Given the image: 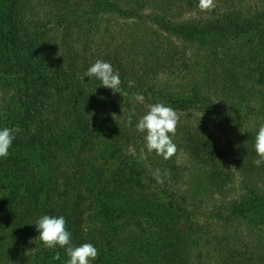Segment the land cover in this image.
<instances>
[{
    "label": "trees",
    "instance_id": "trees-1",
    "mask_svg": "<svg viewBox=\"0 0 264 264\" xmlns=\"http://www.w3.org/2000/svg\"><path fill=\"white\" fill-rule=\"evenodd\" d=\"M195 1L60 0L55 12L39 16L34 8L26 13L27 0H0V95L9 97L0 107V126L16 130L11 155L0 159V184L9 179L7 187L24 189L39 203L41 193L58 190L22 153L77 147L87 175L60 190L48 214L66 217L75 245L91 242L101 251L107 244L109 257L103 253L94 264H200L207 256L215 264H264V166L253 163L255 133L264 124V62L258 57L264 2L246 7V0H218L206 15H174L183 10L178 3L191 7ZM111 18L120 27L104 26ZM97 59L119 73L122 93L82 79ZM157 102L175 109L174 143L223 195L220 212L250 223V238L224 231L228 219L220 231L191 237L138 214L143 206L134 198L149 195V182L158 193L178 194L160 188L149 167L163 165L174 177V159L149 153L135 126ZM79 186L83 191L74 192ZM112 193L126 201L104 199ZM39 216L33 208L0 222L9 264H65V250L45 248L29 224Z\"/></svg>",
    "mask_w": 264,
    "mask_h": 264
},
{
    "label": "rangeland",
    "instance_id": "rangeland-1",
    "mask_svg": "<svg viewBox=\"0 0 264 264\" xmlns=\"http://www.w3.org/2000/svg\"><path fill=\"white\" fill-rule=\"evenodd\" d=\"M57 2H60V0H27L26 13H32L34 8L37 10V14L39 16L52 14L55 12L54 10L55 5L58 4ZM262 2L264 1L246 0L243 2V5L246 7L250 5L259 6V4L262 5ZM217 3L218 0H214V4L216 5ZM194 4L195 5L188 7L183 3H178L180 7L183 5V10H177L174 12V15L178 16V18H181V20L206 15L205 13H207L208 10L202 11L199 8V0L197 3L195 1ZM262 8H264V6H262ZM115 22L116 19H105L104 26L114 25V27H120L119 25L115 24ZM258 42V57L261 62H264V30L261 31ZM4 83H0V89L5 87ZM6 89L7 92L5 90V93H8V87ZM9 94H13V92H10ZM17 95L19 100L17 106L23 112L25 105H23V102L26 103V101L21 98L20 92L17 93ZM3 98L9 100V97L3 96L1 94L0 107L4 106L5 104ZM184 119L195 121L194 116H185ZM78 151L79 149L77 147L73 148L72 150H64L58 146H54L48 149H35L31 152H24L22 154L23 157L28 159L30 163L29 167L37 172L40 178L51 179L54 182V185H56L55 187L57 188L58 192H62L60 190H68L71 184L75 186L78 185L82 177L87 175L88 170L86 163L84 162L83 157L79 156L80 154ZM171 159H174L172 162L173 169L178 173V175L173 177V174L165 173L169 170L164 168L163 165L158 166L157 169H159L161 177V182L158 183H160V188H162L164 185L170 189H173L178 194L167 195L158 193L157 189H154V187L158 185L156 183L151 184V182H149L148 189L150 192L146 191L149 195L140 199L134 198V201H138V203L143 206L142 211L138 210V214L141 216V218L152 217L157 224L161 221H167L173 228H178L182 232H187L188 234L192 233L191 237L193 235L195 236L196 233L199 236H208L216 228L218 231H220L221 227L225 226L226 219H228L229 222L232 223L227 224L224 231H235L237 234L242 235L243 238L244 236L249 238L252 236V230L249 226L250 223H248L246 220H234L229 217V213L224 211L220 212L219 206L220 201L223 200V195L219 194L216 190L213 191V189L208 186L207 175L204 169L195 166L194 163L190 161L187 154H185V152L179 148H177L176 153L171 157ZM149 167L152 173L157 170H152L155 169L154 165ZM9 181L10 180L7 179L4 180L5 183L0 184V222L3 225L5 223L6 214L8 215L12 212L20 214L26 210H31L34 208L35 211H38V214L41 216L48 214V212L55 207V195L58 192L51 196L41 193L39 197H41L42 200H40L38 203L36 202L37 197L30 196V192H25L24 189L20 190V188H18L15 193L13 189L7 187L6 183ZM29 188L34 187L30 186ZM82 191V186H79L74 190V192ZM182 194H186V196ZM25 197H27V201L25 200ZM109 198H111V201L113 200V202L116 204L124 202V200L126 201L124 197L119 196L116 193H112L111 196L108 195L106 198L104 196V199ZM234 228H237L238 230ZM3 229L4 227H1L0 225V264H9V255L11 251H8V243L5 241ZM195 238H198V236ZM28 242V248L31 250L34 242L31 240ZM14 246L11 247V250L16 248V245ZM101 249L102 250L99 251V255L93 264L97 260H101L103 253L108 256L107 244ZM212 260L213 259L211 257L207 256L200 264H215L212 262ZM191 261L196 263L195 258H192Z\"/></svg>",
    "mask_w": 264,
    "mask_h": 264
},
{
    "label": "clouds",
    "instance_id": "clouds-1",
    "mask_svg": "<svg viewBox=\"0 0 264 264\" xmlns=\"http://www.w3.org/2000/svg\"><path fill=\"white\" fill-rule=\"evenodd\" d=\"M199 8L202 11L211 10L215 7L214 0H199ZM99 81L98 86H103L121 92V79L119 73L108 61L97 59L84 73L82 79ZM143 94L137 95V100L143 102ZM179 117L175 109L161 102L149 105L147 112L141 116L136 129L144 133L145 148L149 153L155 152L165 160L171 158L177 151L174 143L176 126ZM128 123H132L131 116ZM16 139L15 128L0 126V159L11 155L10 149ZM254 149L257 159L253 163L257 166H264V124L259 126L255 133ZM143 151V149H142ZM153 176L157 182H161L160 172L157 169ZM38 231L39 240L45 248L52 249L59 246L66 252L68 259L65 264H93L99 255V249L91 242L75 245L72 240V232L67 227L66 217L63 215L39 216L34 223ZM60 259L59 256L55 257Z\"/></svg>",
    "mask_w": 264,
    "mask_h": 264
}]
</instances>
